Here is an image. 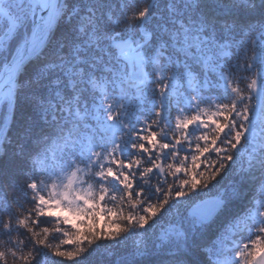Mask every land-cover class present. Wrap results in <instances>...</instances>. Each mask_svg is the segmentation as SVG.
Segmentation results:
<instances>
[{
    "label": "snow or ice",
    "instance_id": "6c2138e0",
    "mask_svg": "<svg viewBox=\"0 0 264 264\" xmlns=\"http://www.w3.org/2000/svg\"><path fill=\"white\" fill-rule=\"evenodd\" d=\"M0 264H264V0H0Z\"/></svg>",
    "mask_w": 264,
    "mask_h": 264
}]
</instances>
